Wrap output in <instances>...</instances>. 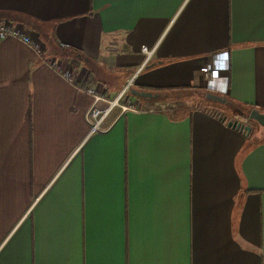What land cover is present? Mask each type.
<instances>
[{"label": "crops", "instance_id": "obj_1", "mask_svg": "<svg viewBox=\"0 0 264 264\" xmlns=\"http://www.w3.org/2000/svg\"><path fill=\"white\" fill-rule=\"evenodd\" d=\"M0 20L42 48L0 41V264H264V142L235 113L130 93L264 110V0H0ZM48 60L109 100L131 82L134 111L93 130Z\"/></svg>", "mask_w": 264, "mask_h": 264}, {"label": "built area", "instance_id": "obj_2", "mask_svg": "<svg viewBox=\"0 0 264 264\" xmlns=\"http://www.w3.org/2000/svg\"><path fill=\"white\" fill-rule=\"evenodd\" d=\"M6 38H13L22 42L24 45L32 48L38 56H41L42 54V48L25 33L23 28L18 25H12L6 20H0V41ZM141 51L145 55L146 60L149 59L152 54V51L145 46L141 47ZM47 64L64 81L74 85L78 91L85 93L92 99V106L88 112V120L92 125L93 130L99 128L103 124L113 109H117L120 114L128 111H134V106L130 99L126 100V93L129 91L131 82H129L121 93L113 100H109L103 93L96 91L86 82L77 80L74 76L70 61L58 62L55 60H48ZM201 71L203 78L208 82L218 80L220 78V72L216 65L206 66ZM185 80L187 83H191L193 81L192 74L190 73ZM100 104H104L105 107L100 108ZM161 109H163V107H161Z\"/></svg>", "mask_w": 264, "mask_h": 264}, {"label": "water", "instance_id": "obj_3", "mask_svg": "<svg viewBox=\"0 0 264 264\" xmlns=\"http://www.w3.org/2000/svg\"><path fill=\"white\" fill-rule=\"evenodd\" d=\"M130 93L140 99L156 100L158 98L157 94L148 92H137L131 90ZM206 99L219 103L225 102L223 99L211 94H207ZM228 127L239 130L244 137L248 139L250 144H260L264 142V110L251 109L243 121H232L228 124Z\"/></svg>", "mask_w": 264, "mask_h": 264}, {"label": "rangeland", "instance_id": "obj_4", "mask_svg": "<svg viewBox=\"0 0 264 264\" xmlns=\"http://www.w3.org/2000/svg\"><path fill=\"white\" fill-rule=\"evenodd\" d=\"M108 81L111 82L112 86H114L115 84L119 85V83L121 82V80L118 77H115V75L108 76ZM125 84H126V82H125ZM196 93H198V92H196V91L195 92H187V93L183 92L182 93L183 96L177 100V102L178 101L180 102L179 106H185L186 105V106L194 107V106H197V104L205 103L207 105H210L212 107H216L217 109L222 110L224 113H227V112H230V114L235 113L234 116L243 114L242 109L239 110L236 107H232V106L229 107L227 105L226 101L224 103H219V102L205 100V97L202 94L196 95ZM193 94H195V95H193ZM169 103H171V102H169ZM175 107H176V105H174L173 108H166V109H169L171 111V110L175 109Z\"/></svg>", "mask_w": 264, "mask_h": 264}, {"label": "trees", "instance_id": "obj_5", "mask_svg": "<svg viewBox=\"0 0 264 264\" xmlns=\"http://www.w3.org/2000/svg\"><path fill=\"white\" fill-rule=\"evenodd\" d=\"M77 61L72 60V66L75 68ZM189 88L188 87H180V88H169V89H155L152 90L154 94H158V98L155 100L158 103H164V102H174L178 100V95L182 91H187ZM246 115L241 114V115H236L235 117L238 118L239 120H244Z\"/></svg>", "mask_w": 264, "mask_h": 264}]
</instances>
